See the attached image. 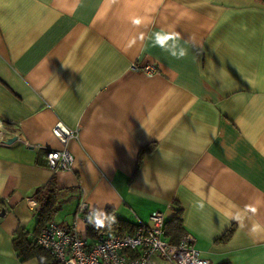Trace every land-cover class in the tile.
Listing matches in <instances>:
<instances>
[{"label":"crops","instance_id":"obj_1","mask_svg":"<svg viewBox=\"0 0 264 264\" xmlns=\"http://www.w3.org/2000/svg\"><path fill=\"white\" fill-rule=\"evenodd\" d=\"M58 122L78 131L53 172ZM0 132V264H40L13 238L35 240L51 180L53 220L89 242L120 234L95 226L107 209L181 208L209 264H264V0H0Z\"/></svg>","mask_w":264,"mask_h":264},{"label":"built area","instance_id":"obj_2","mask_svg":"<svg viewBox=\"0 0 264 264\" xmlns=\"http://www.w3.org/2000/svg\"><path fill=\"white\" fill-rule=\"evenodd\" d=\"M136 64L131 69H137ZM145 74H153V64L141 67ZM77 128H70L60 122L51 129L52 135L61 147L46 148L45 162L53 172L72 167L73 157L67 149V142L77 138ZM5 135L0 132V143ZM30 206H35L32 200ZM32 204V205H31ZM83 209V205L81 206ZM165 214L154 210L148 215L147 224H138L134 233L103 234L99 233L89 242L86 236L79 233L75 223L59 224L51 220L43 225L35 242L47 250L58 264H209L208 260L192 245V238L184 235L175 243L165 238Z\"/></svg>","mask_w":264,"mask_h":264},{"label":"trees","instance_id":"obj_3","mask_svg":"<svg viewBox=\"0 0 264 264\" xmlns=\"http://www.w3.org/2000/svg\"><path fill=\"white\" fill-rule=\"evenodd\" d=\"M59 189L56 188L51 180L43 189L36 192L35 201L37 202V220L35 224V236H37L40 228L54 219L59 207L57 194ZM176 216L165 221V238L169 243H177L183 237V227L181 220V208H176ZM114 218V219H111ZM139 225L131 224L126 220L118 219L113 212L106 210L103 217V227L100 230H114L120 234L134 233ZM168 228V229H167ZM33 236V237H35ZM228 236V234L226 235ZM13 246L15 251L20 255L21 260H25L32 256H36L40 264H58L53 256L45 249L37 245L35 240L28 238V233L23 229H17L13 238ZM50 262V263H49Z\"/></svg>","mask_w":264,"mask_h":264},{"label":"water","instance_id":"obj_4","mask_svg":"<svg viewBox=\"0 0 264 264\" xmlns=\"http://www.w3.org/2000/svg\"><path fill=\"white\" fill-rule=\"evenodd\" d=\"M15 140H16L15 136L8 137V138L5 139L4 144L9 145V144L13 143ZM3 214H4V210L2 209L0 211V215H3Z\"/></svg>","mask_w":264,"mask_h":264},{"label":"clouds","instance_id":"obj_5","mask_svg":"<svg viewBox=\"0 0 264 264\" xmlns=\"http://www.w3.org/2000/svg\"><path fill=\"white\" fill-rule=\"evenodd\" d=\"M173 55H175V53H173ZM181 55H184L183 51L181 52ZM90 219H92V218L90 217ZM111 219H114V218H111ZM95 226L96 227H103V222L101 220H99V219H96Z\"/></svg>","mask_w":264,"mask_h":264},{"label":"rangeland","instance_id":"obj_6","mask_svg":"<svg viewBox=\"0 0 264 264\" xmlns=\"http://www.w3.org/2000/svg\"><path fill=\"white\" fill-rule=\"evenodd\" d=\"M60 212H61V209H60V211L58 212V214L56 215V218L58 217V215H61ZM81 227H82V226H81ZM81 227L79 228V231H80V233L82 232L81 234L84 235V229H85V228L83 229V227H82V228H81Z\"/></svg>","mask_w":264,"mask_h":264}]
</instances>
